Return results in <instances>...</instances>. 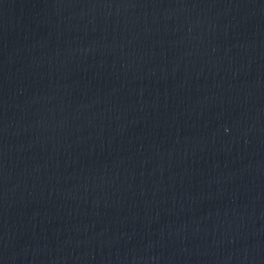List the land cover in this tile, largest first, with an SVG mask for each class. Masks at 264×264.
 <instances>
[{
  "label": "water",
  "instance_id": "water-1",
  "mask_svg": "<svg viewBox=\"0 0 264 264\" xmlns=\"http://www.w3.org/2000/svg\"><path fill=\"white\" fill-rule=\"evenodd\" d=\"M0 264H264V0H0Z\"/></svg>",
  "mask_w": 264,
  "mask_h": 264
}]
</instances>
